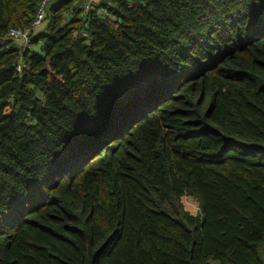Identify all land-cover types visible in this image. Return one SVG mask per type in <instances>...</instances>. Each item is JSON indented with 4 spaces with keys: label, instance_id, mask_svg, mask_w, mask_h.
I'll return each instance as SVG.
<instances>
[{
    "label": "trees",
    "instance_id": "1",
    "mask_svg": "<svg viewBox=\"0 0 264 264\" xmlns=\"http://www.w3.org/2000/svg\"><path fill=\"white\" fill-rule=\"evenodd\" d=\"M41 1L0 0V264H264V0H54L9 38Z\"/></svg>",
    "mask_w": 264,
    "mask_h": 264
},
{
    "label": "built area",
    "instance_id": "2",
    "mask_svg": "<svg viewBox=\"0 0 264 264\" xmlns=\"http://www.w3.org/2000/svg\"><path fill=\"white\" fill-rule=\"evenodd\" d=\"M53 1L54 0H42L39 3L32 25L30 27H12L7 33L8 37L14 40H19L24 44L25 47H29L31 44L34 29L39 27L46 20L49 5ZM96 1L97 0H85V10H90V8L93 6L94 3H96ZM22 69L23 62L20 60L18 65V71L21 72Z\"/></svg>",
    "mask_w": 264,
    "mask_h": 264
},
{
    "label": "rangeland",
    "instance_id": "3",
    "mask_svg": "<svg viewBox=\"0 0 264 264\" xmlns=\"http://www.w3.org/2000/svg\"><path fill=\"white\" fill-rule=\"evenodd\" d=\"M46 26V22L45 24H43L41 27H39L37 30L38 31H42ZM34 33H36L34 31ZM8 38V37H7ZM183 203H184V207L194 213L198 212L199 211V202L193 198V197H184L183 198Z\"/></svg>",
    "mask_w": 264,
    "mask_h": 264
},
{
    "label": "crops",
    "instance_id": "4",
    "mask_svg": "<svg viewBox=\"0 0 264 264\" xmlns=\"http://www.w3.org/2000/svg\"><path fill=\"white\" fill-rule=\"evenodd\" d=\"M97 1H99V0H97Z\"/></svg>",
    "mask_w": 264,
    "mask_h": 264
}]
</instances>
